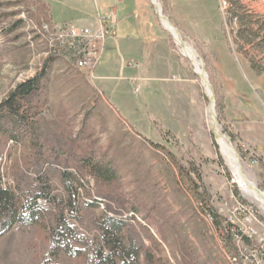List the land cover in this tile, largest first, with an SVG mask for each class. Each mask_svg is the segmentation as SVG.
<instances>
[{"label": "rangeland", "instance_id": "1", "mask_svg": "<svg viewBox=\"0 0 264 264\" xmlns=\"http://www.w3.org/2000/svg\"><path fill=\"white\" fill-rule=\"evenodd\" d=\"M90 1L0 0V101L42 68L45 58L40 55L36 27L51 21L47 3L51 22L73 23L91 9ZM157 3L201 59L213 88L218 126L247 179L264 193L263 155L253 145L242 147L232 126L241 120L259 124L264 131V0ZM124 6L138 12L140 8L143 27L155 36L150 48L158 61L142 76L136 73L100 83L57 57L42 79L45 88L36 119L49 135L68 141L71 150L66 153L92 152L111 160L117 169L116 190L124 202L98 199L94 214L116 211L133 218L142 226L145 246L153 251L156 246L154 253L165 264H226L212 230L219 219L211 222L208 210L218 217L217 209L223 207L221 213H226L225 202L238 203L264 230V207L233 182L210 122L212 101L206 80L163 26L151 0H121L116 6L119 15ZM116 29L117 35L124 34L122 24ZM6 121L0 118V123ZM29 142L27 135L19 143L7 134L0 136L3 185L14 186L11 170L33 154ZM64 157L67 154L60 158ZM111 183L88 178L79 191L81 200L84 190L95 195L100 187L109 190ZM74 224L84 235L94 234L86 212L83 223ZM48 245L47 235L37 225L13 226L0 235V264H37ZM58 264H83V258L60 254Z\"/></svg>", "mask_w": 264, "mask_h": 264}, {"label": "trees", "instance_id": "2", "mask_svg": "<svg viewBox=\"0 0 264 264\" xmlns=\"http://www.w3.org/2000/svg\"><path fill=\"white\" fill-rule=\"evenodd\" d=\"M55 58L46 57L35 75L15 85L0 101V118L7 119L0 123V136L7 134L19 143L27 135L34 148L23 166L11 170L13 187L3 185L0 176V235L16 225L43 229L49 245L37 264H58L60 254L83 258V264H165L155 255L156 246L154 251L145 246L139 229L142 226L133 218L122 217L116 211L93 213V207L99 206L95 205L98 199L124 202L116 190L115 182L120 177L111 160L92 152L81 156L66 153L71 150L68 141L49 135L38 123L36 116L45 86L42 79ZM90 177L114 185L111 183L105 191L100 187L95 195L84 190L81 200L79 191ZM208 211L215 217L211 209ZM84 212L94 229L90 236L74 224L83 223Z\"/></svg>", "mask_w": 264, "mask_h": 264}, {"label": "built area", "instance_id": "3", "mask_svg": "<svg viewBox=\"0 0 264 264\" xmlns=\"http://www.w3.org/2000/svg\"><path fill=\"white\" fill-rule=\"evenodd\" d=\"M42 48L40 55L63 57L85 77L94 79L103 54L105 42L116 33V19L112 13L99 16L95 24L42 22L36 27ZM130 64V63H129ZM217 209L218 217L207 213L211 222H218L212 230L223 247L226 264H264V230L242 205L224 203Z\"/></svg>", "mask_w": 264, "mask_h": 264}, {"label": "crops", "instance_id": "4", "mask_svg": "<svg viewBox=\"0 0 264 264\" xmlns=\"http://www.w3.org/2000/svg\"><path fill=\"white\" fill-rule=\"evenodd\" d=\"M120 3L121 0H91V9L79 19L80 22L86 24H95L99 16L112 13L116 19V28L122 24L124 34L117 35L116 29L115 35L105 42L102 57L95 71V80L100 83L111 82L118 77H127L136 73L142 76L153 62L158 61L156 56L153 57V50L150 48L153 46L150 42L155 43V36L148 34L147 28L143 27L139 13L140 8L138 12L136 8L129 10L127 6H124L121 9V15H119L116 6ZM47 6L49 18L53 21L50 4L47 3ZM133 18L137 22H133L131 20ZM134 30L138 31L135 35L132 34ZM128 69L133 71L124 74ZM249 114L248 112L247 115L249 116ZM232 126L239 132L242 147L250 149V146L253 145V148L261 152L264 158V131L259 124L240 120L233 122Z\"/></svg>", "mask_w": 264, "mask_h": 264}, {"label": "bare ground", "instance_id": "5", "mask_svg": "<svg viewBox=\"0 0 264 264\" xmlns=\"http://www.w3.org/2000/svg\"><path fill=\"white\" fill-rule=\"evenodd\" d=\"M154 3H156L157 10L159 12L160 6L159 3H157V0H152ZM161 15V21L163 26L172 34L174 37L175 42L180 47L181 52L187 56L192 65L194 66L196 72L203 78V80H206V74L202 67L201 59L199 58L197 52L195 51L194 47L186 43L177 32L176 28L171 24L170 20L166 18L161 12L159 13ZM204 86L207 88V92L209 93V96L211 97V105H210V112H211V125L214 130V136L215 140L219 145L220 152L223 155V158L229 167V170L232 174L233 182L238 186V188L248 197L255 199L258 201L263 207H264V195L261 194V191L257 189L254 183L250 182L243 174V170L241 167V162H239V159L237 158L236 152L232 145L228 142L226 137L222 134L219 126L217 125L214 117V110H213V97H212V87L210 86L209 82L206 80L204 82ZM254 200V201H255ZM259 204V205H260Z\"/></svg>", "mask_w": 264, "mask_h": 264}, {"label": "water", "instance_id": "6", "mask_svg": "<svg viewBox=\"0 0 264 264\" xmlns=\"http://www.w3.org/2000/svg\"><path fill=\"white\" fill-rule=\"evenodd\" d=\"M151 2L153 3V6H154V9H155V12H156V14H157V16H158V18L160 19V21H161V15L159 14L160 12H161V9H159V12H158V10H157V7H156V5H155V3L151 0ZM162 13V12H161ZM166 17V16H165ZM166 18H168V17H166ZM161 23H162V21H161ZM201 77V76H200ZM202 78V77H201ZM202 80H203V78H202ZM211 86V85H210ZM212 97H214V94H213V89H212ZM214 106V105H213ZM214 117H215V115H214ZM215 121H216V123H217V120H216V117H215ZM217 125H218V123H217ZM223 134V133H222ZM224 135V134H223ZM225 136V135H224ZM226 137V139L228 140V142L230 143V140H229V138L227 137V136H225ZM231 144V143H230ZM233 147V146H232ZM244 174V173H243ZM244 176H245V174H244ZM246 177V176H245ZM247 178V177H246ZM258 189V188H257ZM259 190V189H258ZM260 191V190H259ZM261 194L262 195H264V193L263 192H261Z\"/></svg>", "mask_w": 264, "mask_h": 264}]
</instances>
